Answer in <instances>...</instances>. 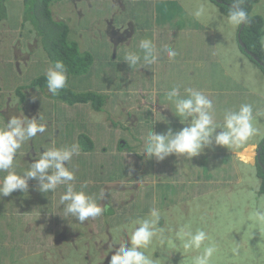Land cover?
<instances>
[{
  "label": "rangeland",
  "instance_id": "rangeland-1",
  "mask_svg": "<svg viewBox=\"0 0 264 264\" xmlns=\"http://www.w3.org/2000/svg\"><path fill=\"white\" fill-rule=\"evenodd\" d=\"M16 1L18 5L13 8L12 1L1 0L0 11H4L0 16V84L5 81L6 75H11L19 85L26 83L34 68L40 67V72H45L51 61L49 52L42 44L38 43L35 47L32 38L35 39L36 35L31 32L32 21L21 28L26 4L24 0ZM215 1L124 0V8L119 3L112 4L111 0H60L61 6H55L56 3L52 2L51 10L57 9L53 17L56 19L65 16L68 23L70 11H65V8L83 11L80 25L70 26L71 40L78 41L73 36L85 38L78 41L75 55L77 71L71 81L74 90L63 93V98L69 100L73 94L88 92L104 93V111L96 110L92 102L75 103L73 107L57 103L47 97L37 85L29 89H33L34 94L25 89H22L21 95L15 91L7 93L1 90L0 116L5 121L13 114L19 115V112L26 111L25 115L29 118L33 114L43 115L52 130L51 135L42 134L38 137L33 145L38 147L33 151H19L15 160L16 170L20 172L26 169L28 162L36 158L35 153L43 151L42 147H51V137H55L56 146L59 147L71 145L75 140L83 145L84 135H87L93 141L94 147L105 145L109 152L91 151L81 159L79 155L74 156L67 166H79L80 163L82 177L91 186L100 184V193H110L108 184L118 182L123 185L122 177L131 173L135 165L141 167L139 175L136 174V179L127 182L126 186L144 182L138 188V207L113 229L124 216L125 208L120 207L123 202L121 197L110 201L116 209L113 220L108 218L101 221L100 216L89 218L81 224L71 216L68 221L63 219L62 206L60 208L55 202L58 198L52 201L50 193H41L35 187L37 182L30 180L28 193L17 191L0 199V203L4 205L0 208V246L4 244L13 247L18 244V248L13 250H0V264H108V257L115 251V248L110 251L109 245L128 238L127 233L121 230L122 226L137 217L147 216L151 208H156L161 214L160 227L164 230L166 239H173L174 231L185 224H190L193 230L206 229L218 249L212 264H264V232L259 233L258 229H254L252 235L248 228L240 224L241 219L255 207L264 206V193L259 192L262 177L259 176L255 159L257 146L264 138V116L254 120V127L258 131L241 148L228 149L219 146L221 149H214L217 154L213 163L206 155L190 160L175 156L174 159L167 157L163 161H157L153 157L148 159V168V161L138 157L142 153L140 146L147 132L151 130L152 123L155 132L167 131L156 120L167 118V113L158 118L153 112L157 104H165V93L173 86H179L181 95H186L184 90L189 87L197 90V87L207 85L215 89L218 96L215 93L206 96L213 101L214 118L220 123L223 122V113L226 110H238L241 104H251L254 116L256 113H264V71L260 65H255L241 56L244 51L239 47L242 43L240 34L245 28L238 31V28L226 25L221 20L223 16L226 18V14ZM200 6H204L216 18L193 19L191 13ZM251 13L256 17L255 22L260 33L259 43L262 45L264 0L256 3ZM106 18H113L116 25L132 20L136 29L133 31L122 28L119 33L112 34L106 40L99 31L106 25ZM93 19H97L94 26L97 37L91 44L85 29ZM20 29L23 36L20 35ZM142 38L152 39L158 49L167 44L177 52V56L170 60L161 52L154 64L131 68L126 63L125 71L114 68L111 60L115 51L124 54L127 48L135 49ZM110 43L114 44L109 46ZM250 45L255 48L254 44ZM88 51L91 56L84 58V53ZM54 57L56 59L55 54ZM37 62L39 65H36ZM118 74L124 78L127 86H120ZM232 95L239 97V101ZM36 96L38 97L34 101L33 97ZM103 121V127H95V124H103ZM112 123L131 125L137 137L131 144L132 153L118 150L122 134L107 126ZM76 127L83 134L76 135L72 132ZM225 150L228 158L225 157L224 162L222 152ZM195 164L197 166L193 167ZM125 168L128 171L123 172ZM163 170L170 176L165 183L160 184L154 179ZM191 172L199 177L197 186L194 181H188ZM210 173L213 183L203 186L207 182L204 177ZM125 179H128L127 176ZM169 179H178L180 186L172 194L162 193L166 204L163 205L159 193L163 186H173ZM98 180L107 181L98 183ZM152 180L153 186L161 188L156 193H150ZM76 181L78 184L79 175H76ZM65 190L63 186L58 188L56 197ZM143 191L147 194H142ZM87 193L96 196L97 202L103 205V199L99 198L95 189H90ZM133 193L136 192L130 191L127 194ZM132 197L130 195V200ZM47 226L50 227L49 234H45ZM109 226L108 234L106 231ZM63 227L67 228L69 242H66ZM92 237L97 241L93 242ZM73 238L74 243L71 242ZM85 242L92 244L86 247ZM154 247L158 248L153 255L161 259V264H188L191 256L197 254L180 253L178 248L169 249L167 244L160 246L158 241H154ZM234 247L239 249L235 255L231 254ZM152 251L153 249H149L148 253L151 255Z\"/></svg>",
  "mask_w": 264,
  "mask_h": 264
},
{
  "label": "clouds",
  "instance_id": "clouds-1",
  "mask_svg": "<svg viewBox=\"0 0 264 264\" xmlns=\"http://www.w3.org/2000/svg\"><path fill=\"white\" fill-rule=\"evenodd\" d=\"M123 1L111 0L112 4L118 5L119 3L124 8ZM55 3V6H61L62 4L60 0L55 1ZM244 4L245 0H231V6L227 10L226 18L223 16L221 20L228 26L238 28L239 31L241 26L250 23V16ZM65 9L70 11V8ZM53 14L54 12L52 11ZM191 15L195 20L203 18L212 20L216 18L211 16L204 6L198 7ZM82 17L83 11L74 10L68 14L69 23L65 16L53 18L57 22L62 21L63 25L67 24L70 28L72 25L75 27L79 26ZM24 20L25 16L23 17V23ZM105 21L106 25L99 31L106 40H109L112 34L119 33L122 28L126 27L133 31L136 29L132 20L120 22L117 25L114 19L113 22L111 18H106ZM23 23L21 22V28ZM96 24L97 19H93L85 29L93 42L97 37L94 34V26ZM32 29L36 35H39L33 24ZM20 32L23 31L20 29ZM113 44L110 43L109 46ZM241 44L244 47L242 49L239 44L240 49L244 51L241 56L255 65H260L264 71V48L255 47L249 49L245 46L243 39ZM161 52L165 53L170 60L177 56V52L167 44L162 45L158 49L152 39L142 38L137 42L135 49L127 48L124 54H118L115 51L113 60L111 58L110 60L114 68L125 71L124 65L126 63L131 68L138 65L145 67L146 65L154 64ZM120 59L126 62L120 61ZM117 76L124 80L120 74ZM44 77L47 90L53 96L58 95L61 90L65 89L68 86V73L63 59H55L54 63L46 69ZM17 86H19L18 82H14L13 77H10L3 84V90L7 93L12 92L16 90ZM120 86H127V84L120 83ZM184 91L186 95H181L179 86H173L165 93V104L156 105L153 112L154 116L160 118L165 113L168 115L165 119H156L159 120L160 126L166 128L167 131L163 133L155 132L152 123L151 130L147 132L145 140L140 146L142 153H140L139 158L148 161V159L155 157L157 161H163L167 157L174 159L177 156L186 157L190 160L196 156L206 155L207 159L213 163L217 154V149L213 151L215 146H224L228 149L241 148L257 133L258 130L254 127V120L257 117L264 116V113H256L254 116L251 104H241L238 110H226L223 113V122L218 124V121L214 118L213 101L206 96L213 93L218 96L215 89L203 85L197 87V90L189 87ZM233 98L236 97L233 96ZM33 99L35 101V97ZM235 100L239 101V97ZM86 102L89 101L81 103ZM19 113V115L13 114L9 116L6 121L3 116H0V121H2V124H0V173L3 174L0 176V199L17 191L23 194L28 193L29 181L33 180L37 182L35 187L41 193L45 195L50 193L51 200L58 198L56 197L58 188L63 186L66 189L59 195L58 199V206H62L63 209L62 217L71 216L83 224L89 218L102 216L107 211L108 205H101L97 202L96 196L85 191L88 187V182L86 181L81 183L79 190H77L75 169L67 166L74 156L80 154L81 146L79 143L57 147L55 137L50 136L52 146L48 148L42 147L43 151L40 150L39 154L35 153L36 158H32L31 162H28L26 169L20 172L16 170L15 160L19 151L22 149L25 150V153L29 150L33 151L32 142L37 135L48 133L51 135L52 133L48 120L43 115L33 114V117L29 118L25 115L26 111ZM107 126L122 134L118 142V150H123L124 153H132L133 147L131 144L137 137L133 133L131 125L112 123ZM75 129L80 128L76 127ZM112 140L114 142L113 136ZM122 140H125L124 144H122ZM261 141H264V138ZM96 147L99 150L97 153L102 151L105 153L109 152L105 145L101 147L96 145ZM219 149L221 148L219 147ZM256 155L255 159L257 160L260 154L259 156ZM147 164L149 168V161ZM153 164H155L154 161ZM195 166L197 165H193V167ZM124 171H128V168H125ZM137 174L139 175V172ZM166 175L167 171L163 170L154 180L163 184L167 181ZM263 176L264 174H261L262 181ZM193 177L194 181H196L194 182L195 186H197L199 177L194 173ZM204 178H207V182L203 186L213 183L211 182L212 173ZM154 180H152L151 188H155L158 191L161 188L160 186H153ZM104 181L107 180H102V182ZM127 182L128 179L123 181V185ZM143 182L140 181L139 183ZM113 184L117 185L119 189L128 187L120 186L122 184L118 182ZM104 196L105 193L102 191L99 198L103 199ZM160 221V212L156 208H151L147 216L137 217L131 220L130 223L123 225L121 230L127 233L128 239L127 241L120 239L109 245L110 251L113 248H115V251L111 255L108 264H161V259L155 258L153 255L158 248L154 247V241H158L160 246L167 244L169 249L178 248L180 253H197L191 256L188 264H212V259L218 249L206 229L196 228L193 230L190 224H185L174 231L173 239H166L163 235L164 230L160 227ZM240 224L242 227L248 228L252 235L254 229H258L259 233L264 232V206L255 207L247 216L241 219ZM206 241L207 243H205ZM117 244L118 247H116ZM13 249L15 248L10 250ZM149 249H153L151 255L148 253ZM238 251V247H234L231 249V254L235 255Z\"/></svg>",
  "mask_w": 264,
  "mask_h": 264
},
{
  "label": "trees",
  "instance_id": "trees-1",
  "mask_svg": "<svg viewBox=\"0 0 264 264\" xmlns=\"http://www.w3.org/2000/svg\"><path fill=\"white\" fill-rule=\"evenodd\" d=\"M6 1H12L11 2V6L13 8H15L18 5V1L16 0H6ZM25 4H26V9H25V20L23 25L25 26L26 24H29V21H32V24L35 26V28L38 30V34L36 35L34 30H31V32H34V34L36 35V38L32 40H34V42H38L40 44H42L43 48H45L50 56H51V61L49 62L48 67L54 63L55 61V57L54 54L56 55V59L58 58H62L63 62L66 66L67 69V73H68V86L61 90L58 95L53 96L51 93L48 92L47 90V85H46V81H45V77H44V73L45 72H40V67L39 68H34L33 72L29 75L28 77V81L26 83L20 84L19 86H17L15 92H18L20 95L22 94V89H25L27 92H31L33 93V89L29 90L30 87L33 86H38V88H40L47 97L52 98L54 101H56L57 103H63L66 104L68 106L73 107L75 103H81V102H85V101H89L92 102V104L94 105V108L96 110H101L104 111V108L102 107V104H104V94L101 93H95V92H88V93H82V94H73V97L69 100H66L65 98H63V93L65 92H72L74 90V88L72 87V78H73V74L75 71H77V67L75 65H77L76 60H75V55L77 48L79 46V42L82 41L83 38L85 37H74L77 40H71L69 37V33H70V28L67 24L63 25V22H57L52 15V11L53 12H57V9H53L51 10V4L52 2L58 1V0H24ZM72 1V0H69ZM260 0H245V4L244 7L246 8V10L249 13L250 16V23L245 25V29H243L242 31V39L243 42L245 44V46L249 49L253 48L251 47L250 43L254 44L255 47H263L264 48V44H260L259 43V38H260V33H259V27L256 24V17L251 13L253 6L258 3ZM218 6L220 7V10L223 11L224 14H227V10L228 8L231 6V0H216L215 1ZM172 4L176 7L177 4L172 2ZM2 7L1 4V0H0V8ZM77 10L76 8H70V12ZM4 11V9H2L0 11V16L2 14V12ZM6 11V9H5ZM66 11V9H65ZM7 12V11H6ZM260 21H262L261 18H259ZM135 24H133L134 26ZM140 31V29H138ZM20 35L23 36V32H20ZM88 40L91 44H93V40L88 37ZM111 46V45H110ZM240 47L242 49H244V47L242 46V44H240ZM68 53V54H67ZM111 54V53H110ZM91 54L90 52H86L84 53V58L86 57H90ZM36 65H39V63L37 62ZM75 66V69H74ZM46 71V70H45ZM37 76V78H33ZM11 77V75L9 76H5V81H3L0 84V90H3V83H5L7 81V79ZM120 83L123 84L124 80L122 78H120ZM2 85V86H1ZM34 94V93H33ZM38 96L35 97V100L37 99ZM218 124H221L218 121ZM95 127H97V124H95ZM72 132L76 133V135H81L83 134L82 131H79V129H75L74 131L72 130ZM113 136V134H112ZM74 143V142H73ZM75 143H78V141L75 140ZM260 145L262 146V149L260 151V156L259 158H257L256 160V166L258 169V173L259 176L261 177V174H264V144L263 141L260 143ZM81 146V150H80V154H79V158L81 159L83 156H88L89 153L91 151L97 153L99 152L98 148L94 147V143L91 140V138L87 135H84V143ZM215 149H219V146H215ZM227 151L225 150L224 152H222V156H223V160L224 158H228L227 157ZM79 159V160H80ZM225 162V160H224ZM78 175V174H76ZM82 179L84 180V178L82 177ZM81 184V183H80ZM77 184L76 181V187L77 190H79V185ZM89 185H91L90 183H88ZM92 186H88L85 191L89 192ZM97 187V186H95ZM101 187V186H100ZM260 193H264V176H263V181L261 183L260 189H259ZM21 199V198H19ZM4 207V205H2L0 203V208ZM63 219H65L66 221H68L69 217H62ZM19 242V240H18ZM11 248H18V244H14L13 247L11 246H6L4 244H1L0 246V250L1 249H6V251L10 250Z\"/></svg>",
  "mask_w": 264,
  "mask_h": 264
},
{
  "label": "flooded vegetation",
  "instance_id": "flooded-vegetation-1",
  "mask_svg": "<svg viewBox=\"0 0 264 264\" xmlns=\"http://www.w3.org/2000/svg\"><path fill=\"white\" fill-rule=\"evenodd\" d=\"M37 45H38V42L35 41V47H36ZM103 125H104V124H97V127H96V128L103 127ZM47 135H49V133H48ZM38 137H40V135H37V137L35 138V140L32 142V148H33V150L36 149V147H38V145L33 147L34 143L37 142ZM124 143H125V140H122V144H124ZM138 157H140V154L138 155ZM78 161H79V160H78ZM74 167H75V169H76V174L79 175V182H78V184L83 183V182H85V181L88 182V183H90L88 180H86V179L83 180V179H82V166L80 165V163H79V166H77V165H72L70 168H74ZM140 169H141L140 166H136V165H135V166L133 167L131 173L125 175V176H127V178H128V182H130V181H132V180L135 179L136 174L140 171ZM129 175H130V176H129ZM168 176H170V175L167 174V175H166V179H167ZM189 176H193V173H191ZM189 176H188V177H189ZM129 180H130V181H129ZM169 180H170V179H169ZM121 181H126V179L123 178ZM101 182H102V180H98V183H101ZM142 184H143V183H139V182L136 183V184L131 183L130 186H128V187H123V188H120V189H119V187H118L117 185H115V184H110V185H109V188L111 189V192H110V193H105V197H103V205H104V204H107V205H108V209H107V211L101 216V221H103V220H108V218H111L112 220L114 219L116 209H115L114 205H113L110 201H111V200L114 201L115 198H120V197H121V198L123 199V202L120 204V207H124V208H125L124 216H123V218H122L121 220H118L117 223H116L112 228L114 229L115 227H117L118 225H120L121 223H123L124 220L126 219V217H127L131 212H133V211L135 210L134 208H135V207H138L137 197H138V195L140 194V193L138 192V188H139L140 185H142ZM88 186H91V185L88 184ZM100 186H102V185L99 184V186H97V187H95V186H92V187H91V189H95V190L97 191V194H98L99 196H100L99 189L101 188ZM120 186H126V184H124V185H120ZM176 189H178L177 186H167V187H164V186H163L162 190H161L160 193H159V197H160V199H161L163 205H166V204L164 203V200H163V197H162V193H163V194H164V193H166V194H172V192H173L174 190H176ZM130 191H133V192H136V193H133V194H127V193L130 192ZM156 192H157V190H156L155 188H151L150 193H156ZM142 194H147V193H146L145 191H143ZM130 195H133V197H132L131 200H130ZM58 199H59V197H58ZM52 201H55V200H52ZM55 202L58 204V200L55 201ZM63 231H64L63 233H65L66 242H69V236H68V234H67V228H66V227H63ZM49 232H50V227L47 226V227L45 228V234H49ZM106 232L109 234V232H110V226H109V228H108V230H107ZM92 239H93V242H94V241H97V239H95L94 237H92ZM127 239H128V238H127ZM127 239H126L125 241H127ZM71 242L74 243V242H75V238L71 239ZM91 244H92V243L85 242V243H84V246H86V247H90ZM113 253H114V252H113ZM113 253H112V254H113ZM112 254H111V255H112ZM111 255L108 257V261L110 260Z\"/></svg>",
  "mask_w": 264,
  "mask_h": 264
},
{
  "label": "crops",
  "instance_id": "crops-1",
  "mask_svg": "<svg viewBox=\"0 0 264 264\" xmlns=\"http://www.w3.org/2000/svg\"><path fill=\"white\" fill-rule=\"evenodd\" d=\"M171 183L173 186H180V181L178 179H170ZM188 181L191 183L192 181H194V177L193 176H189L188 177ZM196 182V181H194ZM211 182H213V180L211 179Z\"/></svg>",
  "mask_w": 264,
  "mask_h": 264
},
{
  "label": "water",
  "instance_id": "water-1",
  "mask_svg": "<svg viewBox=\"0 0 264 264\" xmlns=\"http://www.w3.org/2000/svg\"><path fill=\"white\" fill-rule=\"evenodd\" d=\"M111 20H112V22H113V18H111ZM243 27H245V26H241L240 28H243ZM243 31V30H242ZM241 31V32H242ZM241 35V34H240ZM241 41H242V39H241ZM263 144H264V141H263ZM261 149H262V146L260 145V146H257V155L256 156H259V154H260V151H261Z\"/></svg>",
  "mask_w": 264,
  "mask_h": 264
},
{
  "label": "bare ground",
  "instance_id": "bare-ground-1",
  "mask_svg": "<svg viewBox=\"0 0 264 264\" xmlns=\"http://www.w3.org/2000/svg\"><path fill=\"white\" fill-rule=\"evenodd\" d=\"M177 188L179 189V187L177 186Z\"/></svg>",
  "mask_w": 264,
  "mask_h": 264
}]
</instances>
